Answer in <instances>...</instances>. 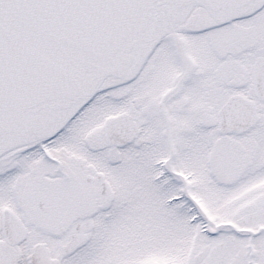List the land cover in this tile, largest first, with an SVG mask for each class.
Masks as SVG:
<instances>
[{"label": "snow or ice", "instance_id": "6c2138e0", "mask_svg": "<svg viewBox=\"0 0 264 264\" xmlns=\"http://www.w3.org/2000/svg\"><path fill=\"white\" fill-rule=\"evenodd\" d=\"M0 264H264V0H0Z\"/></svg>", "mask_w": 264, "mask_h": 264}]
</instances>
